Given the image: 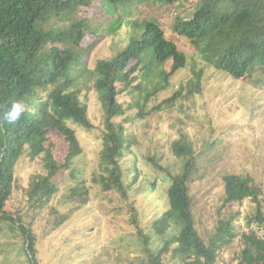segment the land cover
Here are the masks:
<instances>
[{"label": "trees", "instance_id": "trees-1", "mask_svg": "<svg viewBox=\"0 0 264 264\" xmlns=\"http://www.w3.org/2000/svg\"><path fill=\"white\" fill-rule=\"evenodd\" d=\"M95 1L0 0V115L13 101L25 106L15 124L0 122V220L10 222L13 229L19 228L23 233L30 264H41L37 258V234L31 222H24L23 209H6L15 190V168L26 144L28 153L35 158L43 153L50 136L56 135L65 148V159L58 162L46 158L47 172L33 174L25 189L31 207L48 204L60 189L59 176L70 164L67 158L76 154L77 127H94L82 99L84 86L95 89L103 102L105 132L100 158L104 191L119 190L117 193L128 199V191L139 179L140 171L135 159L127 171L120 161L125 153L132 154L135 138L115 121L127 111L118 99L120 92L130 95L129 107L137 108V117L144 118L151 110L177 105L183 84L157 105L148 107L161 89L173 86L174 73L189 65L193 71V78L185 85L189 94L199 90L202 81L214 73L222 80L250 75L257 85H264V0H197L191 10L174 13L172 22L173 31L190 42L193 52L181 49L167 36L161 23L150 19L139 24L137 37L131 36L110 56L98 55L91 67L92 53L84 49V40L92 36L101 41L116 35L126 22L125 10L131 12L137 2L147 0H102L108 4L106 11L101 10L106 22L95 20L87 12L86 8L93 7ZM155 1L169 4L165 7L177 2ZM258 70H263L260 77ZM118 83H122L121 88ZM171 149L184 161L177 172L150 157L155 168L170 179L169 206L153 226L158 234H165L172 226L176 230L165 238L161 248H152L137 217L131 216L144 244V264H166L169 252L180 264H216L222 246L238 235L235 222L242 214L236 207L246 199L253 203L254 211L244 216L242 258L247 264H264L263 186L250 175L226 173L222 177L224 194L217 211L218 223L206 241L196 228L190 186L197 148L182 132ZM124 172L130 174L131 181L123 179ZM156 183L157 180L154 186ZM82 189L76 185L68 196L76 197ZM128 205L130 211L136 209L134 202ZM65 218L56 216L53 225L58 227ZM174 242L177 244L172 248Z\"/></svg>", "mask_w": 264, "mask_h": 264}, {"label": "rangeland", "instance_id": "rangeland-1", "mask_svg": "<svg viewBox=\"0 0 264 264\" xmlns=\"http://www.w3.org/2000/svg\"><path fill=\"white\" fill-rule=\"evenodd\" d=\"M196 1L177 0L171 7L155 0L137 2L131 12L125 10L126 22L116 35L101 41L92 36L84 40V49L92 53L89 65L93 67L98 55L110 56L118 47L126 45L131 36L137 37L139 24L150 19L161 23L167 36L181 49L193 52L190 42L173 31L172 22L174 13L191 10ZM107 5L96 0L93 7L86 10L95 20L106 22L108 19L103 11L108 9ZM262 71L258 70L257 76ZM191 78L190 65L174 73L171 77L173 86L161 89L148 107L157 105L183 84L177 105L151 110L144 118L137 117V108L129 107L132 105L130 95L119 93L118 99L127 111L115 121L125 126L126 133L135 135L131 146L134 153H125L120 161L127 171L135 159L140 171L139 179L128 191V199L122 198L117 193L119 190L114 193L110 189L104 191L100 158L104 148V108L99 93L92 87H83L82 99L88 106L94 127H77L79 143L75 146L76 154L67 158L70 164L59 176V191L41 208L29 205L25 189L33 174L47 172L46 158L63 162L65 148L56 135L50 136L43 153L35 158L28 153L29 146H24L15 168V190L6 209L10 212L23 209L24 222L32 223L38 237L37 258L41 264H144V244L131 216L137 217L139 225L150 237L148 245L152 248H161L165 238L176 230L175 226L165 234L154 230V221L169 206L167 188L170 179L155 168L150 157L172 172L180 170L184 161L173 153L171 147L182 132L189 135L197 148L190 186L196 228L206 241L215 233L218 223L217 211L224 194L222 177L226 173L250 175L264 191V85H257L250 75L222 80L214 73L202 81L199 90L189 94L185 85ZM118 86L121 88L122 83ZM124 173L123 179L131 181L130 174ZM76 185L83 186L82 192L76 197L68 196ZM262 199L264 207V193ZM131 201L136 208L134 211L129 210ZM253 206L246 199L236 207L242 214L235 222L238 235L231 243L222 246L216 264H247L242 258L240 235L246 229L244 216L254 211ZM59 215L66 218L55 227L53 218ZM11 225L0 220V264H30L25 237L19 228L13 229ZM176 244L172 243V248ZM166 260V264H180L171 252L166 255Z\"/></svg>", "mask_w": 264, "mask_h": 264}, {"label": "clouds", "instance_id": "clouds-1", "mask_svg": "<svg viewBox=\"0 0 264 264\" xmlns=\"http://www.w3.org/2000/svg\"><path fill=\"white\" fill-rule=\"evenodd\" d=\"M25 112V106L19 101H13L10 107L0 115V122L15 124Z\"/></svg>", "mask_w": 264, "mask_h": 264}]
</instances>
